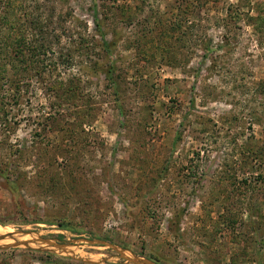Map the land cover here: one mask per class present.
<instances>
[{
    "label": "rangeland",
    "instance_id": "obj_1",
    "mask_svg": "<svg viewBox=\"0 0 264 264\" xmlns=\"http://www.w3.org/2000/svg\"><path fill=\"white\" fill-rule=\"evenodd\" d=\"M0 227V264H264V0H0Z\"/></svg>",
    "mask_w": 264,
    "mask_h": 264
},
{
    "label": "bare ground",
    "instance_id": "obj_2",
    "mask_svg": "<svg viewBox=\"0 0 264 264\" xmlns=\"http://www.w3.org/2000/svg\"><path fill=\"white\" fill-rule=\"evenodd\" d=\"M10 231L0 227V234H9ZM6 236V235H5ZM22 238V237H21ZM28 238V237H27ZM8 242V241H7ZM32 244V243H31ZM37 245V244H36ZM64 249V248H63ZM67 249V248H66Z\"/></svg>",
    "mask_w": 264,
    "mask_h": 264
},
{
    "label": "water",
    "instance_id": "obj_3",
    "mask_svg": "<svg viewBox=\"0 0 264 264\" xmlns=\"http://www.w3.org/2000/svg\"><path fill=\"white\" fill-rule=\"evenodd\" d=\"M145 263H148V262H145ZM149 264V263H148Z\"/></svg>",
    "mask_w": 264,
    "mask_h": 264
}]
</instances>
